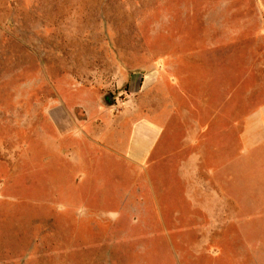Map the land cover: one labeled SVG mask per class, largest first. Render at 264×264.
Wrapping results in <instances>:
<instances>
[{"label": "rangeland", "instance_id": "1", "mask_svg": "<svg viewBox=\"0 0 264 264\" xmlns=\"http://www.w3.org/2000/svg\"><path fill=\"white\" fill-rule=\"evenodd\" d=\"M180 51L213 74L226 67L228 139L235 141L239 114L251 108L230 97L242 67L259 68L264 95V0H0V264L187 263L179 256L192 244L162 236L151 208L157 193L160 202L171 200V164L141 179L119 161L89 160L101 156L91 141L59 136L98 131L108 118L100 109L155 100L154 91L140 95L143 79L154 84L160 66L170 82ZM77 146L92 153L78 165L70 160ZM236 150L229 143L226 172L237 170ZM241 167L264 178V145ZM259 183L251 188L261 194L228 196L245 215L264 207ZM253 219L264 222V212ZM252 230L264 237V227L244 229Z\"/></svg>", "mask_w": 264, "mask_h": 264}, {"label": "crops", "instance_id": "2", "mask_svg": "<svg viewBox=\"0 0 264 264\" xmlns=\"http://www.w3.org/2000/svg\"><path fill=\"white\" fill-rule=\"evenodd\" d=\"M159 68L155 83L152 76L145 77L140 91L141 96L154 91L155 100L140 99L136 105L131 100L116 113L100 109L108 118L99 121L98 131L89 134L70 130L59 136L76 143L91 141V147L97 148L101 156L89 160L94 163L104 157L110 162L119 161L136 169L141 179H148L149 169L171 164L172 179L176 181L171 200L160 202L157 193L151 208L162 236L174 243L192 244L186 255L179 256L187 260L186 264H264V237L257 231H244L264 227L263 221L253 219V213L260 215L264 207H253L249 210L252 213L245 215L243 205L228 199L261 194L251 187L259 186L264 178L240 169L244 156L264 145V104L260 103L264 95L259 68L242 67L233 92L236 95L230 96L241 100L242 106L243 100L251 101L250 110L239 114L243 123L235 141L228 139L229 98L222 89L226 67L224 72L217 69L213 74L205 63L193 61L190 53L180 51L172 58L170 82L163 75V67L161 71ZM90 120L86 125L93 122ZM229 143L230 148H237L230 162L237 169L234 172H226ZM91 154L77 146L71 150L70 160L82 164L85 159L81 157ZM191 165L195 170H190ZM201 166L207 168L201 172ZM78 175L77 181L82 179ZM244 180H251V187H245Z\"/></svg>", "mask_w": 264, "mask_h": 264}, {"label": "water", "instance_id": "3", "mask_svg": "<svg viewBox=\"0 0 264 264\" xmlns=\"http://www.w3.org/2000/svg\"><path fill=\"white\" fill-rule=\"evenodd\" d=\"M104 102H105L106 104H109V103H110V98H109L108 96H106V97L104 98Z\"/></svg>", "mask_w": 264, "mask_h": 264}]
</instances>
